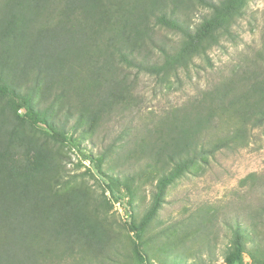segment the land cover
Returning <instances> with one entry per match:
<instances>
[{
  "label": "trees",
  "instance_id": "obj_1",
  "mask_svg": "<svg viewBox=\"0 0 264 264\" xmlns=\"http://www.w3.org/2000/svg\"><path fill=\"white\" fill-rule=\"evenodd\" d=\"M248 1L0 0V264L116 262L111 253H119L96 216L111 205L105 199L95 205L86 190L61 192L74 179L61 183L64 157L56 148L81 145L69 134L73 120L71 128H83L84 136L112 122L116 108L140 110L132 73L164 86L201 56L209 60ZM139 119L87 158L93 166L87 172L109 180L103 194L125 186L131 208L130 181L152 185L150 209L127 225L133 258L151 264L142 235L170 186L217 153L246 148L251 133L264 127V57L238 66L182 108L148 123ZM116 149L131 151L123 183L103 171ZM258 180L251 174L241 185ZM248 210L253 228L235 218L228 264H243L246 252L253 264H264V205Z\"/></svg>",
  "mask_w": 264,
  "mask_h": 264
},
{
  "label": "rangeland",
  "instance_id": "obj_2",
  "mask_svg": "<svg viewBox=\"0 0 264 264\" xmlns=\"http://www.w3.org/2000/svg\"><path fill=\"white\" fill-rule=\"evenodd\" d=\"M261 56L264 57V0H249L245 14L233 27L232 34L208 52L209 60L201 56L195 60L193 67L181 71L178 77H172L164 86L156 78L131 74V78L138 84L133 93L135 103H140V110L123 113L116 108L111 116L113 119L109 120L112 122L105 121L95 133L84 136L83 128H71L74 120L69 123V134L78 139L76 144L79 142L81 145L75 146L72 143L70 147L56 148L64 157L63 168L58 172L61 183L72 177L74 179L61 192L86 190L95 205L105 199L112 207L109 212L97 213L96 216L104 221L105 229L109 231V244L113 245L119 255L111 253L116 262L98 264H138L132 252L135 236L133 232H128L127 225L133 220L139 223L148 212L153 187L145 181H130L136 193L131 208L127 196L124 198L125 186H121L122 191L114 189L111 193L107 191L103 194L104 183L109 180L99 175L96 178V174H93L94 177L89 175L87 171L93 169V166L87 158L101 154L119 137L122 129L126 126L132 129L136 127L139 118L142 117L148 123V118L153 115L158 117L182 108L217 85L238 66L248 65ZM135 116L137 118L132 125L130 122ZM125 150L116 149L103 165V171L121 183L126 181L130 171L127 163L131 159V151L126 153ZM132 154L138 156L135 151ZM251 174H257L259 180L254 182V186H242L241 181ZM263 195L264 127L251 133L246 148L223 150L170 186L161 210L142 235L143 252L148 262L228 264L225 255L229 251L235 218H240L250 228L246 222L248 208L255 210L262 207ZM205 227L209 229L203 235ZM247 245L250 250L251 243ZM242 261L243 264L254 262L248 252L244 253ZM61 264L72 263L67 260Z\"/></svg>",
  "mask_w": 264,
  "mask_h": 264
}]
</instances>
